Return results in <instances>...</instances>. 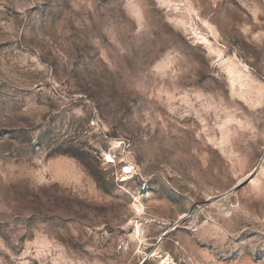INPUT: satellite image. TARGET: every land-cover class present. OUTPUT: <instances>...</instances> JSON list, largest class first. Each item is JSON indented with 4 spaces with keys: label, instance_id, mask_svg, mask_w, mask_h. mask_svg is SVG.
Wrapping results in <instances>:
<instances>
[{
    "label": "rangeland",
    "instance_id": "374dc122",
    "mask_svg": "<svg viewBox=\"0 0 264 264\" xmlns=\"http://www.w3.org/2000/svg\"><path fill=\"white\" fill-rule=\"evenodd\" d=\"M164 261L264 264V0H0V264Z\"/></svg>",
    "mask_w": 264,
    "mask_h": 264
},
{
    "label": "bare ground",
    "instance_id": "6f19581e",
    "mask_svg": "<svg viewBox=\"0 0 264 264\" xmlns=\"http://www.w3.org/2000/svg\"><path fill=\"white\" fill-rule=\"evenodd\" d=\"M261 168H263V167H261ZM152 254H153V256L155 255V252L153 253L152 252ZM162 264H170L168 261H164Z\"/></svg>",
    "mask_w": 264,
    "mask_h": 264
}]
</instances>
